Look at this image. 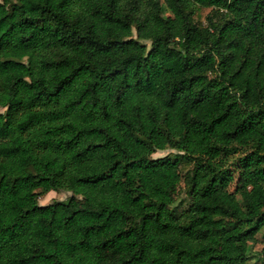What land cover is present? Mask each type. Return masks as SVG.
Returning <instances> with one entry per match:
<instances>
[{"label":"trees","instance_id":"16d2710c","mask_svg":"<svg viewBox=\"0 0 264 264\" xmlns=\"http://www.w3.org/2000/svg\"><path fill=\"white\" fill-rule=\"evenodd\" d=\"M0 107V264H264V0H0Z\"/></svg>","mask_w":264,"mask_h":264},{"label":"rangeland","instance_id":"374dc122","mask_svg":"<svg viewBox=\"0 0 264 264\" xmlns=\"http://www.w3.org/2000/svg\"><path fill=\"white\" fill-rule=\"evenodd\" d=\"M5 109L4 108H1L0 107V111H4ZM179 151L175 150V149H166V150H159L157 151L153 157L154 158H159V157H165V156H170V157H173L175 154H178ZM73 195L72 192H68V191H60V192H57V191H51L49 192L48 194L42 196L40 198V203L41 204H49L53 201H57V200H62V201H66L68 200L71 196ZM182 196H180L179 198V203L183 205L182 208L186 207L187 206V202L189 201V199L187 198L186 194L185 193H182L181 194ZM251 254L253 256H256V257H259L261 256L262 257V260H264V234L261 233L257 236V240L255 242H252L251 243ZM255 258V257H254ZM255 262L256 260L255 259H252L250 262ZM251 264V263H249Z\"/></svg>","mask_w":264,"mask_h":264}]
</instances>
